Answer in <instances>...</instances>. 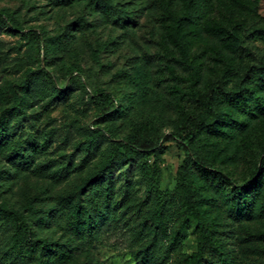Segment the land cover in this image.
I'll list each match as a JSON object with an SVG mask.
<instances>
[{
  "label": "rangeland",
  "instance_id": "374dc122",
  "mask_svg": "<svg viewBox=\"0 0 264 264\" xmlns=\"http://www.w3.org/2000/svg\"><path fill=\"white\" fill-rule=\"evenodd\" d=\"M118 1L133 11L127 27L83 4L0 0V10L15 20L12 29H0V86L41 65L67 92L66 98L47 104L44 87V100H34L25 113L11 117L6 147L0 149V201L16 208L32 203L42 211L57 207L58 221L37 233L66 244L70 256L63 264H142L134 252L149 239L155 247L143 264H189L199 237L190 213L189 195L195 193L192 204L212 237L203 264H264V168L258 164L264 156V80L256 73L264 63V0H210L181 29L184 54L173 36L175 18L185 16L182 0ZM76 19L85 21L83 30L74 31ZM69 30L75 39L44 62L43 46ZM233 36L240 41L237 47ZM71 63L79 66L78 75L66 72ZM240 85L245 102L223 98L218 122L195 96L216 86L238 91ZM92 91L117 95L123 112L100 118L107 103L92 99ZM203 117L210 126H202ZM95 129L104 138L84 152L82 144ZM106 130L118 140L153 147L157 157L147 168L140 157L116 162L103 184L84 192L82 203L94 217L89 226L84 216L73 219L69 205L58 204V197L107 154ZM186 137L189 156L182 142ZM146 172L158 175L165 198L163 236L149 221L153 199ZM252 176L258 186L245 208L230 189Z\"/></svg>",
  "mask_w": 264,
  "mask_h": 264
},
{
  "label": "trees",
  "instance_id": "16d2710c",
  "mask_svg": "<svg viewBox=\"0 0 264 264\" xmlns=\"http://www.w3.org/2000/svg\"><path fill=\"white\" fill-rule=\"evenodd\" d=\"M55 6H66L83 4L88 7L94 14L100 17L111 20L115 25L127 27L133 19V11L126 7L118 0H49ZM184 4L185 16L175 18L173 25V36L182 53H185L186 42L181 37L180 32L182 27L197 17L199 11L210 0H182ZM5 19L2 20L1 16ZM15 26V20L6 11L0 10V29H12ZM86 23L82 19H76L72 27L75 30H83ZM75 33L70 30L60 35H56L49 40L52 44L43 46L44 62L49 53L56 49H65L66 42L75 39ZM232 44L239 46L240 41L236 36L232 37ZM80 68L76 63H71L67 67V73L79 74ZM259 78L264 80V63L256 69ZM59 79L53 77L45 68L38 65L34 70L25 69L21 79L16 81L6 80L0 86V104H4L0 108V149L6 147L5 137L11 130L10 119L13 116H19L25 113L26 109L33 103L34 100H44V87L48 88L45 102L61 100L67 97L66 89L60 88L57 82ZM243 86H239L238 91H227L221 87H212L209 92L200 94L195 93V96L202 105L212 114L214 122L221 120L219 104L222 99L228 100L230 103L240 105L245 102L246 96ZM92 99L107 103V110L100 118L117 117L124 110V106L120 98L111 93L102 91H92ZM204 116V115H203ZM210 122L206 117L202 118V126H210ZM110 135L108 141V152L97 164L96 168L88 173L73 189H70L58 197L61 206L69 205L71 208V217L78 219L84 216L87 219L88 225L94 221V217L82 203L84 192L93 185L103 184L108 174L110 167L122 160H131L135 157H140L144 160L142 166L148 167V161L151 157H157V153L153 147L141 148L134 144L131 139H116L110 130H106ZM174 138H177L178 133H172ZM104 138L99 129H95L93 134L86 139L82 144L81 149L84 152H89L91 148L97 147ZM186 146V153L189 156L191 143L189 138L182 139ZM25 157L22 155V158ZM21 160V159H20ZM195 163H202L199 158H196ZM259 167L264 168V156L259 158ZM144 182L147 187L148 194L153 199V210L150 214L149 221L152 224L155 234L165 235L166 220H165V198L158 187V175L155 173L144 174ZM258 186L257 179L252 176L248 182L242 184L232 183L230 192L240 206L248 208L250 205L251 196ZM110 189L105 188V200H108ZM190 213L193 216L196 227L199 232L197 241V249L189 261V264H203L206 249L211 245V231L207 222L204 220L201 212L192 204L197 200V195L191 193ZM96 211H99L97 208ZM57 207L42 211L33 207L32 203H26L22 208H16L9 205L5 201H0V264H63L69 258V251L66 244L52 241L47 237L37 233L38 228L46 227L51 223L57 222ZM90 228V227H89ZM154 241L149 239L134 252V257L143 263L147 261V255L154 250Z\"/></svg>",
  "mask_w": 264,
  "mask_h": 264
}]
</instances>
